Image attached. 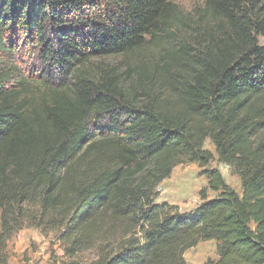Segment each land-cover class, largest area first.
<instances>
[{
  "label": "trees",
  "instance_id": "16d2710c",
  "mask_svg": "<svg viewBox=\"0 0 264 264\" xmlns=\"http://www.w3.org/2000/svg\"><path fill=\"white\" fill-rule=\"evenodd\" d=\"M202 1L209 24L166 89L83 66L182 24L170 0H0V264L23 229L55 234L63 264H186L206 241L205 264H264V0ZM206 140L240 194L205 169ZM183 164L207 179L189 213L156 203Z\"/></svg>",
  "mask_w": 264,
  "mask_h": 264
},
{
  "label": "rangeland",
  "instance_id": "374dc122",
  "mask_svg": "<svg viewBox=\"0 0 264 264\" xmlns=\"http://www.w3.org/2000/svg\"><path fill=\"white\" fill-rule=\"evenodd\" d=\"M174 16L179 14L182 24L171 22L166 33H160L144 48L125 56H115L104 59L90 60L83 66L92 78L99 79L105 75L114 78L119 85H127L138 78L142 72L147 73L157 85L166 89L180 86L179 75L176 73L182 64L179 60L181 45L194 47L196 36L202 33L209 24L204 14L202 0H170ZM172 16V18L174 17ZM171 18V19H172ZM208 26V25H207ZM219 37V35H215ZM199 41H202L198 38ZM264 44V39H259ZM191 49V48H190ZM38 98L37 91L33 94ZM213 160L205 169L218 170L226 185L237 194L241 193L240 181L230 169L218 162L214 146L209 140L203 144ZM202 169L195 164H183L172 170L170 177L157 188L156 203L167 202L177 206L179 212L189 213L200 204L199 191L207 186V179L201 175ZM216 194L207 191V199H213ZM7 264H63L68 259L64 257L56 235H42L35 229H23L15 234L5 248ZM97 250L82 252L77 256L81 263L94 260ZM186 264H205L217 260L216 243L214 241L199 242L194 248L183 255Z\"/></svg>",
  "mask_w": 264,
  "mask_h": 264
}]
</instances>
